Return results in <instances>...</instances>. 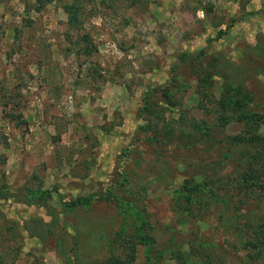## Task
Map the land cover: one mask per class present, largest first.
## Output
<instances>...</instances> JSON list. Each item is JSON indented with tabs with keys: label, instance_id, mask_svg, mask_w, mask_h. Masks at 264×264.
<instances>
[{
	"label": "rangeland",
	"instance_id": "374dc122",
	"mask_svg": "<svg viewBox=\"0 0 264 264\" xmlns=\"http://www.w3.org/2000/svg\"><path fill=\"white\" fill-rule=\"evenodd\" d=\"M259 111L264 0H0V264H264Z\"/></svg>",
	"mask_w": 264,
	"mask_h": 264
},
{
	"label": "trees",
	"instance_id": "16d2710c",
	"mask_svg": "<svg viewBox=\"0 0 264 264\" xmlns=\"http://www.w3.org/2000/svg\"><path fill=\"white\" fill-rule=\"evenodd\" d=\"M68 9L69 12L71 13H75L76 10L73 7V5H69L66 7ZM73 17V16H72ZM230 87H225L223 96L218 99V106H216V111L219 112L220 116H219V120L222 121V123H226L228 122V120H234L237 117V114L241 113L242 107H246L247 103H249V100H247V97L245 99L240 98V94H242L243 92H241L242 87L241 86H235V85H229ZM154 88H149L148 92L145 93L144 96V100L145 103H151V100L149 98L151 92L153 91ZM248 98L252 97V95L248 92L245 93ZM232 113L230 116L227 115V113ZM264 111H259L256 114L255 120L256 121V126L258 129V135L257 138H264V131H261L260 129L262 128V126L264 125ZM260 130V132H259ZM173 137V136H171ZM255 137H253L254 139ZM157 140L159 143L162 142V140L167 139V136L164 134H159L156 135L154 137H151V140ZM122 181V180H121ZM125 182V179L122 181ZM204 184H206L205 182H196L195 180H189L187 179L184 183H182V185H180V188L177 191V197H180L181 194L184 196V200L186 202H188L189 204L192 203L193 201H196L198 199V197L200 195H202L203 193H205L206 187L203 186ZM188 191V192H186ZM27 193V197L29 202L31 201V199L33 198H45L46 196L48 197V199L52 198L51 195V191L48 189H43L41 186L37 187V188H27L26 190ZM110 193L111 196L112 194L115 195L113 192V187L109 188L107 190V194ZM95 195L91 194L89 196H82V197H78L76 198V200H73L72 202L66 204L67 207H71L72 205H76V204H82L85 203L87 204L88 202L91 201L92 198H94ZM27 200V201H28Z\"/></svg>",
	"mask_w": 264,
	"mask_h": 264
}]
</instances>
